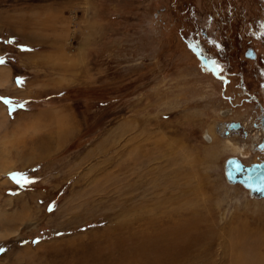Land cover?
<instances>
[{"label":"rangeland","instance_id":"374dc122","mask_svg":"<svg viewBox=\"0 0 264 264\" xmlns=\"http://www.w3.org/2000/svg\"><path fill=\"white\" fill-rule=\"evenodd\" d=\"M15 2L51 12V59L86 83L45 92L66 109L50 126L0 141V264H232L243 250L264 253V196L224 173L229 156H264L253 124L264 0ZM6 101L13 119L21 103ZM229 121L239 135L223 136Z\"/></svg>","mask_w":264,"mask_h":264},{"label":"crops","instance_id":"0c3cea01","mask_svg":"<svg viewBox=\"0 0 264 264\" xmlns=\"http://www.w3.org/2000/svg\"><path fill=\"white\" fill-rule=\"evenodd\" d=\"M15 1L0 3V39L11 35L7 45L0 40V98L7 101L12 99L6 103L13 105L21 103L16 111H13V119L6 116L0 105V141H3V145L10 137L17 140L19 137L29 139V131L31 132L36 126H50L52 117L65 109V105L55 104V100L43 102L44 96L49 94L45 92L53 93V90H58V94L64 90V93L72 89L81 91V86L86 83L84 78H76V73L71 72L72 77H69L67 65L53 63L51 59L55 54H52L49 48L51 23L50 21L46 23V17L51 19V12L45 8L20 7V3ZM14 46L16 52L7 54ZM15 76L20 77L21 82L15 81ZM40 101L42 102L39 103ZM67 135H57L53 140L56 146L47 142L41 143L40 145L46 147L44 153L55 150V147L58 148ZM37 136L42 139L46 137V135ZM46 138H50V135ZM37 157H40L39 153Z\"/></svg>","mask_w":264,"mask_h":264},{"label":"water","instance_id":"95a60500","mask_svg":"<svg viewBox=\"0 0 264 264\" xmlns=\"http://www.w3.org/2000/svg\"><path fill=\"white\" fill-rule=\"evenodd\" d=\"M247 55L253 57V52ZM8 101H12V99ZM8 105L13 107L12 103H8ZM240 129H242L240 122L231 121L225 124L223 134L227 135L231 131ZM243 133H245V131H243ZM224 173L229 182L241 183L252 193L261 197L264 196V159L259 163L245 165L237 157L229 156L225 160Z\"/></svg>","mask_w":264,"mask_h":264},{"label":"bare ground","instance_id":"6f19581e","mask_svg":"<svg viewBox=\"0 0 264 264\" xmlns=\"http://www.w3.org/2000/svg\"><path fill=\"white\" fill-rule=\"evenodd\" d=\"M262 111H264V107H262L261 109ZM231 122V121H229ZM229 122H225L226 123H229ZM241 123V122H240ZM243 127V125H242ZM225 129V128H224ZM233 132H238L239 133V130H234V131H231L229 134H227L226 136L230 135L231 133ZM223 135V134H222ZM225 136V135H223ZM243 153V152H242ZM8 173V179H11L10 176H12L11 174L14 173V170L12 168H9V170L6 169V173ZM251 192V191H250ZM252 193V192H251ZM254 194V193H252ZM3 231L0 233V236L3 235ZM2 237V236H1ZM0 237V238H1ZM262 246H264V240L262 239ZM255 247H257V244H255ZM263 249V248H262ZM250 250V249H249ZM244 254L238 258V259H234V262L232 264H264V253H262V251L260 250L258 252V254L255 252V253H252V252H247L245 250H243Z\"/></svg>","mask_w":264,"mask_h":264},{"label":"flooded vegetation","instance_id":"af4514ba","mask_svg":"<svg viewBox=\"0 0 264 264\" xmlns=\"http://www.w3.org/2000/svg\"><path fill=\"white\" fill-rule=\"evenodd\" d=\"M250 52H253V57H250V56H248L247 54L248 53H250ZM245 56H247V57H249V58H256L257 57V54L255 53V51L253 50V48H251V47H249V48H247V50L245 51ZM247 88H245V90H246ZM244 93L245 94H247V91H244ZM263 105V104H262ZM254 121H252V123H253ZM255 126H256V130H257V132H258V135H259V133H263V134H260V135H262L261 137V140L259 141V142H257L256 144V147L257 148H262L263 150H264V111H262L261 110V115H259V117L257 118V121H255L254 123H253ZM224 128H225V123H223V126H222V131L224 130ZM261 130V131H260ZM236 134H238V132H233V133H231L230 135H228L227 137H232V136H235ZM239 135V134H238ZM264 159V156H263V158L262 159H260V160H258L257 162H252V163H259V162H261L262 160ZM251 163V164H252ZM250 165V164H249Z\"/></svg>","mask_w":264,"mask_h":264},{"label":"snow or ice","instance_id":"6c2138e0","mask_svg":"<svg viewBox=\"0 0 264 264\" xmlns=\"http://www.w3.org/2000/svg\"><path fill=\"white\" fill-rule=\"evenodd\" d=\"M0 99H2V98H0ZM7 102V101H6ZM12 176H13V178H15L17 175H19V174H16V173H13V174H11Z\"/></svg>","mask_w":264,"mask_h":264}]
</instances>
